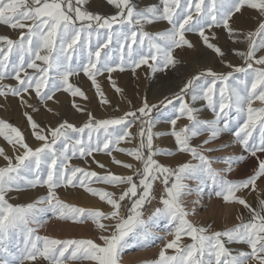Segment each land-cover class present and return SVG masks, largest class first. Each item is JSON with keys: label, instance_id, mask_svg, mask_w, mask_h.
<instances>
[{"label": "snow or ice", "instance_id": "6c2138e0", "mask_svg": "<svg viewBox=\"0 0 264 264\" xmlns=\"http://www.w3.org/2000/svg\"><path fill=\"white\" fill-rule=\"evenodd\" d=\"M108 3L114 5L117 11L106 17L83 10L84 0H0V24L12 29H27L16 40L0 35V44L3 45L0 46V81L9 76L17 81L16 87L0 83V96H20L24 104L26 101L22 93L33 90L41 101H46L52 100L55 92L63 88L73 97L86 98L79 87L69 82L70 76L83 71L101 97V103L107 104L97 83V75L105 71L109 74L116 70L124 71L126 67L135 72L141 65H148L152 72L175 67L178 61L173 55L174 49L185 46L192 48L185 33L197 30L204 45L223 57L221 48L211 43L205 34L206 27L211 29L220 25L234 42H247L246 51H235L246 65L234 68L235 72L245 75L244 80L237 81L243 87L229 86L232 72L223 74L208 68L189 78L178 92L165 97L159 105H149L145 99L141 107L111 119L95 120L89 113L88 121L79 128L64 121L57 127L44 129L26 112L32 136L42 142L35 148L26 142L18 128L0 120V136L13 145L14 151L16 146L22 149L21 154L14 156L15 162L0 149V157L6 161L4 166H0V252L11 256L13 264H25L38 258L50 264L79 259L91 260L95 264H119L123 250L148 247L153 240L162 239L153 237L147 229L163 219L169 225V235L173 238L164 243L158 258L144 264H248L249 260L264 264V199L258 201V208H253L237 195L250 187L256 190L258 179L264 178V67H254V64L264 66V55H256L264 50V0H212L211 7H202L204 0H183V3L182 0H161L162 7L152 5L143 9H138L132 0H108ZM244 8L256 10L262 18L257 27L247 33L230 26L234 14ZM161 20L167 21L171 27L155 33L145 30V25ZM28 21L30 23H25ZM114 25L119 27L114 29ZM100 30H107V40L102 43L99 42ZM93 33L98 40L94 51L90 47ZM114 38L120 48V63L115 66L108 51L102 54V50L108 49ZM85 51L86 63L79 60ZM13 54L18 56L19 63L10 60ZM37 61L42 62L43 66ZM74 61L78 64L77 68L72 67ZM149 61L152 63L149 64ZM25 66L36 70V74H28ZM12 73L15 75L12 76ZM21 73H24L23 77ZM50 73H55L59 80ZM113 87L117 93L121 91L114 82ZM187 95L191 96V103L185 100ZM201 100L213 113L212 119L201 118L202 109L194 106ZM257 101L261 106L254 107ZM160 106L172 108L174 118L168 119L171 125L168 133L152 131L156 121L150 114ZM77 110L81 109L77 107ZM233 112L235 116L230 117ZM182 118L188 123L177 129V121ZM137 120L140 121L138 146L116 150L141 162L142 169H137L135 173L138 182L133 175L121 176L108 172L101 176L94 171L69 165L77 153L81 157L105 151L111 155L114 147L132 137L128 129ZM86 130L87 140L73 135L81 134L82 137ZM93 133L97 134L95 138ZM204 133H207V138L200 145L192 146L191 141ZM224 134H231L234 137L232 143L239 144L245 153L255 158L256 167L252 175L229 180L221 174L231 172L233 165L244 160L243 155L212 157L205 154L220 152L231 146V143H224L218 147H204L220 140ZM161 135H171L176 151L189 154L197 163L185 162L176 168L159 163L156 156L174 155L169 150L154 147V136ZM58 141L63 145L60 151L54 147ZM113 162L125 168L132 167L115 158ZM214 163H223L227 167L215 169L212 167ZM98 166L105 167L103 164ZM93 178L94 182L127 187L117 198L112 192L88 186L87 181ZM158 180L164 185V194L160 197L162 207L155 208L145 220L143 210L154 198V182ZM185 180L197 181V190L210 180L217 197H222L225 202L243 205L249 211L250 218L223 231H211V225L192 223L188 219L191 213L182 202V197L193 191L184 183ZM77 182L88 193L105 201L112 210L104 213L62 202L55 189L62 185L75 187ZM37 186H46L47 195L34 203L14 206L6 199L10 191ZM126 200L131 204L126 209V215H121L122 202ZM45 202L60 219L79 223L91 220L102 233L110 231L111 234L99 236L102 244L92 239L37 236L30 225L39 223L36 205ZM102 220H113L115 223L109 228ZM184 235L191 238V244L181 245ZM13 241L14 250H11L9 245ZM233 243L247 245L250 251L233 254L226 247ZM168 249H174V254L167 255Z\"/></svg>", "mask_w": 264, "mask_h": 264}, {"label": "rangeland", "instance_id": "374dc122", "mask_svg": "<svg viewBox=\"0 0 264 264\" xmlns=\"http://www.w3.org/2000/svg\"><path fill=\"white\" fill-rule=\"evenodd\" d=\"M132 3L136 5L138 9H143L147 6L152 5L162 7L161 0H132ZM211 4L212 0H204V4L202 5V7H211ZM82 7L83 10L91 12L92 14H99L106 17L114 15L117 11V9L114 10V5L108 3V0H90L89 5L87 4V0H84V4ZM244 9L249 10L250 13L252 12L250 16L251 18H261L256 10L249 8ZM244 9H242V11ZM111 10L114 11L111 12ZM192 12L195 16L194 7L192 9ZM238 14L239 13H235L232 20L230 21V26L232 28H234V18ZM25 23H30V21ZM157 23L159 24V26L154 30V32L152 31L153 33L158 31L162 32L163 29V31H166L171 27L167 21L161 20ZM118 27V25L113 26L114 29ZM22 31L26 32L27 29H12L7 25L0 24V35L8 36L13 40L18 39ZM100 31L101 35L99 37V42L102 43L107 40V30ZM205 34L209 37V41L211 43H221V50L224 53L223 57L217 56L214 52H212L211 49H208L204 45L202 38L199 36L198 30L186 32L185 38L190 41L193 47L188 48L185 46L182 48L174 49L173 55L178 61L175 67L170 66L164 71L152 72L148 65H141L136 69L135 72L126 67L124 71L116 70L111 74L105 71L97 75V83L100 85V89L103 92V98L108 101L107 104L101 103V97L97 95L96 89L92 86L91 80H89L88 77L85 76L83 71H78L76 74L69 77V82L72 83L74 87H79L85 93L86 98H82L79 96L73 97L70 92H65L63 88H61L60 91L55 92L52 100L46 101H41L35 95V92L33 90H30L29 93H22V98L24 101H26V103L24 104L21 103L20 96H13L11 94L0 96V120L6 121L22 132V130L24 129L32 130L27 122V118L25 116L26 112L31 115L38 124L39 119V125L41 128H45L47 120L52 122V124L54 125L53 128L57 127L64 121H67L74 126L79 124L84 125L88 121L89 113H91L92 117L95 120L117 118L127 111H134L135 109L141 107L145 99H147L149 105L159 104V102L165 97H170L174 93L178 92L183 84L197 71L205 70L208 68L217 73L227 74L229 72H232L233 76L228 81L229 86L243 87V85H238L237 81L245 79L244 73H238L234 71L235 67H246L244 60L241 61L240 56L235 54V51H240V42H234L233 39L229 37L227 30L223 28V25H220L219 27L214 26L211 29H208L206 27ZM85 43H88L87 39L85 40ZM97 43V36L95 33H93L90 39V47L93 51L95 50ZM0 46L3 45L0 44ZM146 50L147 49H145V51ZM103 51H108L111 54L113 66L120 63V48L117 39L114 38L109 44L108 49L102 50V54ZM256 55L257 57L264 55V50L258 51ZM10 60H14L16 63H19V58L15 54L10 56ZM79 60L84 63L87 62V51H85L83 55L79 57ZM38 62L39 61H37V63ZM151 63L152 62L149 61V64ZM227 65H232L233 67H228ZM72 67L77 68L78 64L74 61L72 63ZM254 67L264 66L254 64ZM25 68L28 74H36V70L30 68L28 69L26 66ZM14 75L15 73H12V76ZM23 75L24 73H21L22 77ZM50 75L54 76L57 81L59 80V77L55 76V73H50ZM113 82L115 83V87H118L121 90L119 93L115 91ZM0 83L11 85L13 87L17 86V81L11 78V76L4 79L3 81H0ZM199 83H203V81H200ZM45 90L47 91V89ZM185 97H187V99L185 100L191 103V96L187 95ZM29 105H31V107H29ZM176 106L178 107V104ZM194 106L202 109L201 118H213V113L211 112V110L207 109L206 102L202 100L197 101ZM259 106L261 105L258 101L254 103V107ZM77 107L81 110L78 111ZM150 115L153 120L158 122V124L165 123L164 131L161 130L159 132H155V130H153L152 128L153 133H168L171 131V125L170 123H168V119L172 117L171 106H169L168 109H164L162 107L157 111H152ZM234 116V112L230 113V117ZM187 123L188 121L182 118L177 121L176 127L177 129H179ZM139 128L140 121L137 120L132 124L131 128L128 129V131L132 133V137L126 138L119 145L114 147L111 151V155H109L107 151L94 152L92 156L84 157H81L79 153H77V155L73 156L69 161V165L71 167L82 168L85 171H94L101 176L107 174L108 172L121 176H134L137 169H142L141 162L133 159L123 152L117 151L116 148L131 149L138 146L140 142V137L138 135ZM73 135L76 138H83L87 140V130L82 135V137L81 134ZM96 135V133H93L94 138ZM29 138L33 142H37L32 134L29 136ZM206 138L207 133H204L199 137L194 138L191 141V144L192 146H198ZM25 139L27 142V138ZM161 141H163V143ZM233 141L234 137L231 134H224L220 140H217L213 144L206 145L204 147H218L220 144L224 143H231V146L228 149L220 152L205 154L212 157L225 155H243L245 157L244 160H242L238 164L233 165L231 172L226 174L221 173L225 176V178L229 180H240L247 178L248 176L253 174V171L256 167V161L255 158L250 157L247 153H245L239 144L232 143ZM41 143L42 142H40V144ZM40 144H38V146ZM153 145L154 147L157 146L160 149L169 150L174 153V155H159L161 159L163 158V160L172 161L175 164L172 166L163 164L165 166L176 168L178 165L185 163V161H188L192 164L197 163V161L193 160L189 154L179 153L176 151L175 141L171 135H161L158 137L154 136ZM54 147L58 151H60L62 150L63 145L60 141H58ZM0 149H3L4 153L7 156L12 157L13 161L15 155L22 153V149H20L19 146H16L14 151L13 145L10 144L3 136H0ZM201 151H203V149H201ZM69 155H71V151H69ZM113 158L122 161L124 164H131L132 167L125 168L122 166V164H115L113 162ZM155 159L159 163H161L160 160H158L159 158L157 156L155 157ZM0 161L3 164L2 166L6 164V161L2 157H0ZM99 164H103L105 167L101 168L98 166ZM223 166L219 167L218 169L227 167V165ZM44 174L46 175V171ZM94 181L95 178H93L91 181H87L88 186L93 188L97 187V189H103L105 191L112 192L117 198L119 194L127 187V185H109ZM184 183H187L188 188L193 190L190 192V194L192 193L190 197H184V199L182 198L184 207L191 213L188 219L192 223L198 226L211 225V231H223L241 223V220L247 221L250 218L249 211L245 209L243 205L235 202H225L222 197H217L210 180L207 181L205 185H200L199 190H197L198 182L195 180H185ZM30 190L33 191L34 188L23 187L20 190L10 191L7 193L6 199H8L10 203L9 199H19L22 196L21 194L29 192ZM43 191H45L44 193L45 195H47V187ZM55 192L62 202L69 205H74L90 210L98 209L104 213H108L112 210L110 205H108L105 201L100 200L98 196H93L88 193L85 188L80 187L78 182L76 183L75 187L62 185L59 188L55 189ZM78 192L80 194H77ZM237 195L245 199L246 202L253 208H258V201L260 199H264V178L258 179L256 190H252L250 187L249 189L242 190ZM85 198H89V201ZM45 203L43 205H45ZM122 203L124 206L121 208L120 212L121 215H126V206L128 200ZM94 204L96 205L92 206ZM157 207H162L160 201L151 200V202L146 204L144 207L143 218L147 220L151 210H155V208ZM44 214L41 215V221L42 223H48L49 225H51L50 232L52 233H46L43 232V230L36 229L37 227L34 224L30 225L35 229V235L37 236H48L50 238L56 239H92L96 243L102 244V241L99 240V236L101 234H111L110 231L102 233L101 230L98 229L91 220H85L83 223L63 220L60 219L58 215L55 214L52 210L48 209H46V213ZM238 217H240V219H238ZM101 222L109 228H111V226L115 223V221L113 220H102ZM55 226L58 228L56 229ZM147 230L151 232L153 237H161L162 239L153 240V242L148 247H130L123 250L119 259V264H144V262L146 261L155 260L156 258H158L159 251L163 247L164 243L173 238L171 235H169V225L163 219H160L154 224L150 225ZM180 243L183 246L191 244L192 241L190 237L184 235L182 236ZM14 245L15 241H13L9 245L11 250H14ZM226 247L231 249L233 254H236L238 251H250L247 245L244 244L233 243L227 244ZM166 254H174V249H168L166 251ZM0 264H13V259L7 253L0 252ZM16 264H18V262H16ZM25 264H50V262L44 260L43 258H38L37 261H26ZM64 264H95V262L86 259H79L65 260ZM248 264H256V262L253 260H249Z\"/></svg>", "mask_w": 264, "mask_h": 264}, {"label": "bare ground", "instance_id": "6f19581e", "mask_svg": "<svg viewBox=\"0 0 264 264\" xmlns=\"http://www.w3.org/2000/svg\"><path fill=\"white\" fill-rule=\"evenodd\" d=\"M89 3H90V0H87V4L89 5ZM116 8L114 7V10H115ZM114 10H111V12L112 11H114ZM252 13V12H251ZM251 13H250V11L249 10H246V9H244L243 11H241L235 18H234V21H233V24H234V28L235 29H237V30H241L243 33H247L248 31H250V30H254L256 27H257V24H258V22H259V20L260 19H262V18H258L257 16V18H255V19H253L254 17H250L251 16ZM158 22V21H157ZM157 22H155L154 24H152V25H145V30L146 31H149V32H154V30L159 26V24L157 23ZM166 26V25H165ZM164 26V27H165ZM169 26V25H168ZM171 26V25H170ZM167 27V26H166ZM164 30V29H163ZM162 30V31H163ZM159 32V31H158ZM241 39H242V37H241ZM216 45L218 46V47H222L221 46V43H219V42H217L216 43ZM225 49V48H224ZM246 49H247V42H240V51H246ZM210 52V51H209ZM212 53V52H211ZM213 54V53H212ZM189 56V55H188ZM187 56V57H188ZM240 60L242 61L243 60V58L242 57H240ZM38 64H41L42 65V62H38ZM29 69V68H28ZM139 85V84H138ZM142 86V85H141ZM160 98V97H159ZM185 99H187V97H185ZM38 122H39V124H40V121H39V119H38ZM165 123H163V124H161V123H159L158 124V122H156L155 123V126L153 127V130H155V132L157 131V132H159V131H161V130H165V125H164ZM53 124H52V122H50V121H48L47 120V122H46V126H45V128L44 129H48V128H53ZM166 127H167V125H166ZM22 133H23V135H24V137L25 138H27V143L31 146V147H33V148H35V147H37L38 146V144H40V142H33L30 138H29V136L31 135V133H32V130H29V129H24V130H22ZM167 140V139H166ZM162 143H163V141H161ZM157 147V146H156ZM159 159L158 160H160V162L162 163V164H166V165H168V166H172V165H175L172 161H168V160H163V158L161 159L160 157H159V155L157 156ZM99 160V159H98ZM100 161H101V159H100ZM13 162H15V161H13ZM185 162H188V161H185ZM181 163V162H180ZM190 163V162H189ZM3 164H2V162L0 161V166H2ZM223 165H225V164H223V163H214V165H213V168L215 167V169H218L219 167H222ZM43 167V166H42ZM224 167V166H223ZM187 184V183H186ZM45 188H46V186H44V187H35L34 188V190L33 191H29V192H25L24 194H21L22 196H21V198H19V199H9L10 200V203L11 204H13V205H24V204H29V203H34L37 199H39L40 197H44V196H46L45 195V191H43V190H45ZM97 188V187H96ZM77 194H80L79 192L77 193ZM192 194V193H191ZM190 193L189 194H187V195H185V196H183L182 198L184 199V197H190V195H191ZM82 196V195H81ZM84 197V196H83ZM83 197H81V198H83ZM85 197H86V195H85ZM81 198H80V200H81ZM95 198V197H94ZM86 199V198H85ZM89 199V198H88ZM88 199H86V200H88ZM97 199V198H96ZM99 200V199H98ZM89 201V200H88ZM93 201V200H92ZM91 203V202H90ZM44 203H42V204H37L36 205V215H37V219L39 220V223L38 224H34L37 228L36 229H39V230H43V232H46V233H48V232H50L51 231V229H50V226L51 225H49L48 223L46 224V223H42V217H41V215L42 214H44V213H46V209H48V210H51V208L49 207V205L47 204V203H45V205H43ZM96 204H94V205H92V206H95ZM86 206H87V204H86ZM90 207V206H89ZM154 210H151V212H150V215L152 214V212H153ZM45 215V214H44ZM149 215V216H150ZM148 216V217H149ZM46 222H48V221H46ZM44 224V225H42V224ZM158 225V224H157ZM56 227V226H55ZM54 227V228H55ZM58 227H56V229H57ZM151 230V229H150ZM38 231V230H37ZM57 231V230H56ZM155 231V230H154ZM50 233H52V232H50ZM49 233V234H50ZM147 253V252H146Z\"/></svg>", "mask_w": 264, "mask_h": 264}, {"label": "built area", "instance_id": "2783aa9c", "mask_svg": "<svg viewBox=\"0 0 264 264\" xmlns=\"http://www.w3.org/2000/svg\"><path fill=\"white\" fill-rule=\"evenodd\" d=\"M164 185L161 183V181H155L154 182V190H153V199L154 201H160V197L164 194L163 192Z\"/></svg>", "mask_w": 264, "mask_h": 264}, {"label": "trees", "instance_id": "16d2710c", "mask_svg": "<svg viewBox=\"0 0 264 264\" xmlns=\"http://www.w3.org/2000/svg\"><path fill=\"white\" fill-rule=\"evenodd\" d=\"M94 15H95V14H94ZM201 71H203V70H199V71H197V72H196L194 75L198 74V73H199V72H201ZM194 75H193V76H194ZM170 97H171V96H170ZM157 105H159V104H157ZM162 107H163V106H160V107H159V108H157V109H153V111H157V110L161 109ZM75 126L79 128V127H82V126H83V124H79V125H75ZM134 179H136V180H137V177H136L135 175H134ZM130 204H131V203H130V201H128V203H127V206H126V207H127V208H128V207H130Z\"/></svg>", "mask_w": 264, "mask_h": 264}]
</instances>
